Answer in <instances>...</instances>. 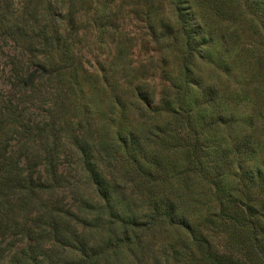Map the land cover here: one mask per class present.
<instances>
[{
	"label": "rangeland",
	"instance_id": "rangeland-1",
	"mask_svg": "<svg viewBox=\"0 0 264 264\" xmlns=\"http://www.w3.org/2000/svg\"><path fill=\"white\" fill-rule=\"evenodd\" d=\"M16 1L9 3L12 6ZM193 1L196 5L197 0ZM77 6L79 22L73 37L78 41V61L84 63V74L90 78L84 91L77 87L67 93L62 86L58 97L45 95L42 91V95L34 93L30 100L32 81L18 85L13 77L18 61L16 56L27 60L28 50L24 45L17 46L11 38L0 40V89L20 108H26L23 123L32 125L40 122L41 129L48 127L50 114L47 104L58 99L56 108L60 112H52L61 115L63 126L71 128L68 134L64 131L61 134L55 153L59 157L57 166L60 176L64 179L57 184V190L43 194L32 204L18 210L16 219L25 222L32 216L45 218L47 205L51 201L68 207L69 204L75 205L82 197H89L104 204L96 186L84 171L82 156L72 140L75 134H81V130L89 131L86 137L92 146L97 144V148L93 147L95 154L100 149L99 138L112 148L120 146L117 140L119 131L127 136L142 133L152 137L154 133L153 138L145 139L143 146L146 153L149 151L159 156L164 170L169 173L170 183L161 187L164 189L162 193L177 199L181 218H186L192 227L200 222L207 225L205 227L210 233L213 230L212 238L218 249L227 250L229 232H238L232 225L222 227L218 222L215 225L210 223L209 218L219 204L209 176L202 177L197 171H190L192 167L187 141H191L193 132L186 129L183 122L186 116L182 117L184 113L177 108L154 106L158 107L157 114H146L147 121H144L141 110L133 105L122 112L116 106V95L129 103L136 101L134 88L142 84L147 92L156 95L157 101L160 96L170 97L173 106V101L178 98L176 94L187 88L189 99L198 102L212 90L218 101L222 102L220 111L224 108V112H233L236 122L231 127L218 125L216 130H209L203 123L204 119H200L201 113L195 110L191 115L194 133L198 132L204 140L212 141V146L215 143L227 147L229 151L250 131L255 139L262 141L259 136L264 135V128H261L264 126V29L259 26L260 20L251 2L229 0L225 10L230 16L233 15L232 20L219 17L213 8L200 9L198 15L205 38H198L194 45L188 44L180 28L179 17L189 7V0H77ZM35 68L41 69L36 63L28 62L24 72L28 74ZM105 79L114 83L117 90L112 89L113 85L106 84ZM140 105L146 108L141 101ZM218 112V108L209 111L215 115ZM250 115L258 122L253 130L248 129L250 124L247 119ZM81 121L82 127L79 126ZM164 129L163 142L157 136L162 138ZM16 130L18 128L11 124L5 128L3 138L9 140L8 149L20 137ZM214 150L209 148L205 154L217 156ZM35 152L36 146H32L29 153ZM13 155L17 157L16 153ZM230 157L228 159L232 161L229 162L233 164L237 155L232 153ZM122 159L115 163L105 161L100 165L103 177L114 190L115 206L122 212L128 211L140 221V247L134 255H127L122 264H155L157 257H161L165 250L168 255L175 256L171 259L172 264H202L204 249L196 243L189 227L149 216L151 199L158 198L160 194H151L149 190L152 186L148 178L133 165L122 163ZM202 159L208 166L207 158ZM257 162V166L264 163V154L257 157ZM36 163L40 169L36 171L41 174L44 165ZM233 171L237 172L238 169L234 166ZM234 183V178L225 181L229 188ZM234 186L244 200L253 199L254 194L262 191L258 182L249 183L251 189L243 192L245 187L240 182ZM240 238L245 241L243 235ZM254 253L258 254L244 250L236 255L248 264H264V257Z\"/></svg>",
	"mask_w": 264,
	"mask_h": 264
},
{
	"label": "trees",
	"instance_id": "trees-1",
	"mask_svg": "<svg viewBox=\"0 0 264 264\" xmlns=\"http://www.w3.org/2000/svg\"><path fill=\"white\" fill-rule=\"evenodd\" d=\"M10 1L0 0V40L11 38L17 46L24 45L28 50L27 60L16 56L18 61L13 71L18 85L32 81V96L31 99L28 96V99L32 100L34 93L42 95V91L45 95L58 97L62 86L67 93L77 87L84 91L90 78L84 74V63L78 61V41L73 37L79 22L77 0H17L12 6ZM249 1L259 17V26L264 29V0ZM228 2L229 0H197L195 5L193 0H189V7L179 17L181 31L186 35L189 45H194L198 38H205L198 15L200 9L213 8L219 17L232 20L233 15L231 18L225 10ZM27 61L36 63L41 69L35 68L32 72L25 73ZM105 83L113 85L114 91L117 90L108 79H105ZM186 90L188 88L176 94L178 98L173 101L172 106L170 97L160 96L157 101L155 94L147 92L142 84H138L134 88L136 101L129 103L116 95V106L122 112L135 106L141 110L144 121H147L146 114L158 112V107L154 106L177 108L184 113L182 117L186 116L183 120L186 129L193 132L190 135L191 141H187L191 157L190 171H197L202 177L209 176V183L215 188L219 204L209 218L210 223L215 225L218 222L222 227L232 225L238 232H229L231 235L227 238V250L218 249L212 238L213 230L210 233L205 227L207 225L200 222L192 227L186 218H181L176 205L177 199L162 193L164 189L161 187L170 183L169 173L164 170L165 166H162L158 155L144 151L145 139L151 136L142 133H130L127 136L119 131L117 140L120 146L112 148L104 139L99 138L100 149L97 154L93 149L97 148V144L92 146L86 137L89 131L81 130V134H75L72 140L82 156V167L96 186L98 196L104 204L98 203V200L92 201L89 197H82L75 205L69 204L68 207L51 201L47 205L45 218L32 216L30 220L18 222L15 216L18 210L32 204L43 194L57 190V184L64 179L60 176L57 166L59 157L55 153L61 134L63 131L68 134L71 128L63 126L61 115L52 112H60L56 108L58 99L47 104L50 122L47 123L48 127L43 126L41 129L40 122L32 125L29 122L23 123L26 108H20L0 89V264H122L127 255L137 253L142 241L138 233L140 221L128 214V211L122 212L115 206L114 190L100 170V165L105 161L115 163L121 158L122 163L133 165L140 174L148 178L152 186L149 190L151 194H160L158 198L151 199L149 216L189 227L196 243L204 249L202 264H248L236 255L244 250L256 251L258 254L254 255L264 257V163L257 166V157L264 154V135L259 136L262 139L260 141L250 131L230 151L215 143L212 146V141L204 140L198 132L194 133L192 112L198 110L201 113L200 119H204L203 123L209 130H216L218 125L231 127L236 122V116L233 112H224V108L220 111L222 102L218 101L212 90L200 102L190 100ZM140 101L146 108L140 105ZM42 104L44 105V101ZM215 108H218V114H210L209 111ZM247 120L249 130L258 126L254 116L250 115ZM9 124L18 128L15 132L20 137L8 149L9 140L4 139L3 135ZM82 125V121L79 122V126ZM163 132V137L157 138L164 142L165 129ZM154 135L153 133L151 138ZM32 146H36V152L30 154ZM209 148L215 149L217 156L206 155ZM232 153L237 155L234 165L229 162L232 161ZM203 157L207 158L208 166ZM36 162L44 165L41 174L36 171L40 170L36 167ZM234 166L240 171L234 172ZM227 178H234V185L240 182L245 187L242 192L251 189L249 183L255 182H258L262 191L254 194L253 199L244 200L239 195V189L234 190V185L230 188L225 185ZM240 235L244 236L245 241ZM167 252L165 250L161 257H157L155 264H172L171 259L175 256L172 257Z\"/></svg>",
	"mask_w": 264,
	"mask_h": 264
}]
</instances>
